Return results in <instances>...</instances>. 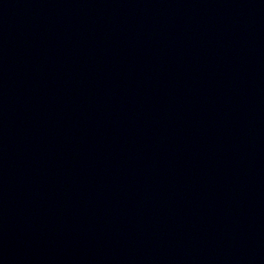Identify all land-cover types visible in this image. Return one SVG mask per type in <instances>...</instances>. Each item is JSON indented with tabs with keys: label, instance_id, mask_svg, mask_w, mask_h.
<instances>
[{
	"label": "water",
	"instance_id": "water-1",
	"mask_svg": "<svg viewBox=\"0 0 264 264\" xmlns=\"http://www.w3.org/2000/svg\"><path fill=\"white\" fill-rule=\"evenodd\" d=\"M0 264H264V0H0Z\"/></svg>",
	"mask_w": 264,
	"mask_h": 264
}]
</instances>
